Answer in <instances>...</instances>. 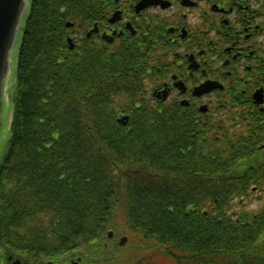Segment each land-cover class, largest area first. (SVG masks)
I'll use <instances>...</instances> for the list:
<instances>
[{
  "label": "trees",
  "instance_id": "1",
  "mask_svg": "<svg viewBox=\"0 0 264 264\" xmlns=\"http://www.w3.org/2000/svg\"><path fill=\"white\" fill-rule=\"evenodd\" d=\"M88 8L32 0L0 168V251L37 241L24 248L81 264H264V205L246 210L264 196L259 133L238 134L217 110L155 106L131 52L87 40L70 50L66 22Z\"/></svg>",
  "mask_w": 264,
  "mask_h": 264
},
{
  "label": "flooded vegetation",
  "instance_id": "2",
  "mask_svg": "<svg viewBox=\"0 0 264 264\" xmlns=\"http://www.w3.org/2000/svg\"><path fill=\"white\" fill-rule=\"evenodd\" d=\"M142 1L115 0L113 13H122L115 24L108 5L99 14L92 1L91 25L74 34L75 42L82 45L89 34L95 52H131L140 58L153 102L197 118L204 107L216 109L235 130L249 126L259 133L264 152V0H146L138 12ZM37 244L11 243L0 251V264H68L61 252L24 248Z\"/></svg>",
  "mask_w": 264,
  "mask_h": 264
},
{
  "label": "water",
  "instance_id": "3",
  "mask_svg": "<svg viewBox=\"0 0 264 264\" xmlns=\"http://www.w3.org/2000/svg\"><path fill=\"white\" fill-rule=\"evenodd\" d=\"M30 0H0V133L3 127V99L5 85L11 76V64L15 47L18 43L23 19L29 8ZM129 117L119 120L127 125ZM113 236L112 233L109 235ZM127 238H122L120 245L124 246ZM15 264H20L19 262Z\"/></svg>",
  "mask_w": 264,
  "mask_h": 264
},
{
  "label": "rangeland",
  "instance_id": "4",
  "mask_svg": "<svg viewBox=\"0 0 264 264\" xmlns=\"http://www.w3.org/2000/svg\"><path fill=\"white\" fill-rule=\"evenodd\" d=\"M16 53L18 58V53L15 51L13 58H12V64H11V76L7 80L5 85V96L3 99L4 103V109H3V115H2V122L3 127L0 133V168L2 166V163L4 161V158L6 156V153L8 151V148L10 146V139H11V132H10V124L13 118V112L15 109V101H14V89H16ZM149 92H152V86L148 85ZM264 196H255L252 198V202L249 204V207L246 210L249 209H259L263 207L264 200L259 201L260 198H263ZM78 257L72 258L68 264H77ZM81 260L79 261V264H81Z\"/></svg>",
  "mask_w": 264,
  "mask_h": 264
}]
</instances>
